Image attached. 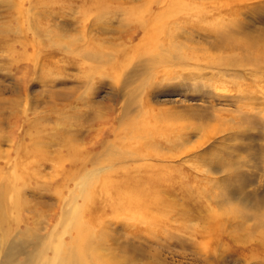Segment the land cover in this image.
Wrapping results in <instances>:
<instances>
[{
    "label": "rangeland",
    "instance_id": "374dc122",
    "mask_svg": "<svg viewBox=\"0 0 264 264\" xmlns=\"http://www.w3.org/2000/svg\"><path fill=\"white\" fill-rule=\"evenodd\" d=\"M262 66L264 0H0V243L264 264Z\"/></svg>",
    "mask_w": 264,
    "mask_h": 264
},
{
    "label": "bare ground",
    "instance_id": "6f19581e",
    "mask_svg": "<svg viewBox=\"0 0 264 264\" xmlns=\"http://www.w3.org/2000/svg\"><path fill=\"white\" fill-rule=\"evenodd\" d=\"M222 16V15H221ZM217 18H220L219 16ZM227 18V17H226ZM233 19V18H232ZM217 20V19H216ZM225 21V20H224ZM221 22V21H220ZM227 22V21H226ZM230 22V20H229ZM215 23V22H214ZM207 24V23H206ZM239 24V23H237ZM210 25V24H209ZM224 25V24H223ZM232 25V24H231ZM236 25V24H235ZM200 29V28H199ZM219 30V29H218ZM101 31V30H100ZM109 31V30H108ZM214 31V30H213ZM206 32V31H205ZM221 32V31H220ZM110 33V32H108ZM212 33V32H211ZM222 33V32H221ZM228 33V32H227ZM137 37V33H134L131 35V37L129 38V41L130 42H134V40L136 39ZM252 39V37H250ZM258 48L262 47L260 45H256ZM256 48H252V49H249V50H254ZM151 61V60H150ZM153 61V60H152ZM261 61V59H260ZM253 65H257L258 66V63H254ZM248 66H252V65H248ZM257 69L259 70H256V71H259V72H256L254 71L255 74L251 73V75H254V76H262L264 74H260L261 71L264 69V66L262 67H257ZM148 70V66H147V63H141L139 66H137L135 68V70H133L131 73H129V76H128V82H127V86H131L138 78L142 77L143 74L145 72H147ZM241 73V72H240ZM243 74V73H242ZM238 77V76H237ZM259 77V76H258ZM212 78V77H211ZM261 78V77H260ZM201 80V79H199ZM209 80V79H208ZM257 80V79H256ZM255 80V81H256ZM207 81V80H206ZM259 83V82H258ZM155 89V88H154ZM242 91V90H241ZM263 90V87L259 88V94L262 93ZM244 92V91H243ZM258 94V90L256 92ZM153 94V93H152ZM254 94V92H253ZM118 96H121V95H125V92L124 91H118ZM204 95V94H203ZM249 95V94H247ZM245 94V97L247 96ZM251 95V94H250ZM252 96V95H251ZM243 100V99H242ZM233 102H236L233 101ZM191 110V108H190ZM194 111V110H193ZM167 112V111H166ZM165 113V112H164ZM169 113V112H168ZM199 115V114H197ZM0 213H1V210H0ZM63 244V243H62ZM64 246V244H63ZM130 247V245H128ZM68 247V246H67ZM62 248V247H61ZM68 252V251H67ZM140 253V252H139ZM21 255H27V243H19V242H12V243H7L6 241L5 242H1L0 243V264H23L22 261H20V256ZM58 255V254H57ZM57 256H54L53 258L50 257L49 258V262L47 264H54L56 261H59V264H79L78 262V259H76L74 256H71L70 254L68 253H62L61 256L57 257ZM28 258L30 259V255H28ZM30 262L28 261L26 264H29ZM197 264V263H196Z\"/></svg>",
    "mask_w": 264,
    "mask_h": 264
}]
</instances>
